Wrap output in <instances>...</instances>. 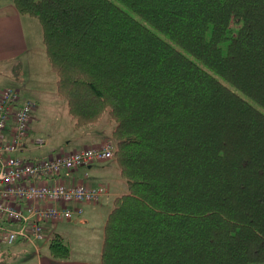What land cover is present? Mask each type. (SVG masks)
<instances>
[{
    "label": "trees",
    "instance_id": "obj_1",
    "mask_svg": "<svg viewBox=\"0 0 264 264\" xmlns=\"http://www.w3.org/2000/svg\"><path fill=\"white\" fill-rule=\"evenodd\" d=\"M12 3L73 128L111 126L126 191L100 264H264V0Z\"/></svg>",
    "mask_w": 264,
    "mask_h": 264
},
{
    "label": "built area",
    "instance_id": "obj_2",
    "mask_svg": "<svg viewBox=\"0 0 264 264\" xmlns=\"http://www.w3.org/2000/svg\"><path fill=\"white\" fill-rule=\"evenodd\" d=\"M34 106L17 89H0V244L24 240L38 249L39 242L49 241L48 223L78 216L82 209L77 204L95 202L107 192L104 185L69 182L62 175L112 159L114 142L105 138L98 145L60 150L37 160L20 157L17 152L25 147Z\"/></svg>",
    "mask_w": 264,
    "mask_h": 264
},
{
    "label": "rangeland",
    "instance_id": "obj_3",
    "mask_svg": "<svg viewBox=\"0 0 264 264\" xmlns=\"http://www.w3.org/2000/svg\"><path fill=\"white\" fill-rule=\"evenodd\" d=\"M27 34L30 36L28 49L18 59L16 70H9L8 73L0 74V89L9 87L17 89L20 97L35 102L31 110L30 126L33 135L26 139V154L32 157H45L48 152L56 150L69 151L73 147L84 144V139L78 136L79 131L73 128L72 120L67 112L65 101L56 93L55 72L47 59L45 46L43 44V29L40 20L34 16L26 15ZM105 136L111 134V126L106 123V118L98 125ZM41 140L42 143L37 142ZM88 175L92 179L97 178L104 183L109 190V202H98L82 205V216L87 217V226L94 231L83 236L76 243L91 242L93 252L101 248L103 236V225L105 217L113 204V196L126 191L125 182L118 172L114 159L95 161L88 167ZM67 225L66 221L58 223L62 229L60 232L72 233V223ZM63 223V224H62ZM75 225V224H74ZM65 237V244L67 241ZM83 247L73 246V250Z\"/></svg>",
    "mask_w": 264,
    "mask_h": 264
},
{
    "label": "crops",
    "instance_id": "obj_4",
    "mask_svg": "<svg viewBox=\"0 0 264 264\" xmlns=\"http://www.w3.org/2000/svg\"><path fill=\"white\" fill-rule=\"evenodd\" d=\"M29 20L30 19H27L26 14H20L17 11L14 4L12 3V0H0V74L1 73L5 74L10 72L9 70H13L14 66H16L14 64H16L17 59L27 51L28 41L30 37L27 34V26H28L27 22H29ZM14 70H16V67L14 68ZM78 131H79L78 136L84 139V144H80L79 146L73 147L72 149L82 148L84 146L98 145L105 138L109 137V136H105L102 133L99 126L90 127L86 129H79ZM32 135H33V130L30 126L27 136L25 138V147H26V139H28ZM25 147L21 151L17 152V155H19L20 157H24V158L26 157L32 159V157L27 156ZM58 151L60 150H56L54 152H48L45 157H48L51 154ZM45 157H35L34 160ZM91 165L92 163L90 165L80 167L74 170L73 172L63 174L62 177L65 181H69V182L85 180L87 183H89L92 186H95L97 184L104 185V183L99 182L97 178L93 177L92 179H88L90 178L88 175V167H90ZM86 173L87 176H85ZM39 181L50 182L49 179L48 180L38 179V182ZM106 189L107 192L102 194L98 198V200H96V202H98L100 198L104 203L109 202L110 199H109L108 187H106ZM113 197L115 198V196ZM83 203L89 204L93 202H82L77 205L82 209ZM111 208L109 209L108 213L110 212ZM64 221H66L67 225H71L69 223L74 221L72 223V229H71L72 233L70 232L68 234L67 232H60L62 231V229L60 228V226H58V223ZM64 221H60L55 224H50V223L47 224L46 229H47V233L49 234V241L39 242L38 249H36L34 245L24 240H16L11 244H0V264H100V253H101L100 246L98 252L95 253L93 252V249H91V242H89V244L86 241H82V243H76L77 239L80 240L86 234L90 235V232L94 231L93 229L90 228L89 225L88 226L86 225L87 217L82 216V210L78 216H74L72 219L64 220ZM103 230H104V225H103ZM55 234H58L61 237L62 241H65V237L66 235H68L66 246L69 249V255L66 258H56L52 256L49 252L48 249L49 242L52 236ZM102 241H103V236L101 238V246H102ZM73 246H79V247L84 246V248H81L79 250H73L72 249Z\"/></svg>",
    "mask_w": 264,
    "mask_h": 264
}]
</instances>
